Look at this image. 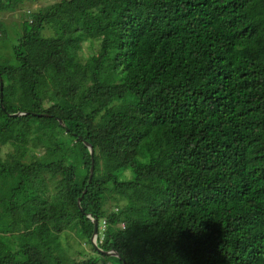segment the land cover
I'll list each match as a JSON object with an SVG mask.
<instances>
[{
    "label": "trees",
    "instance_id": "1",
    "mask_svg": "<svg viewBox=\"0 0 264 264\" xmlns=\"http://www.w3.org/2000/svg\"><path fill=\"white\" fill-rule=\"evenodd\" d=\"M12 54L0 264H264V0H62Z\"/></svg>",
    "mask_w": 264,
    "mask_h": 264
},
{
    "label": "rangeland",
    "instance_id": "2",
    "mask_svg": "<svg viewBox=\"0 0 264 264\" xmlns=\"http://www.w3.org/2000/svg\"><path fill=\"white\" fill-rule=\"evenodd\" d=\"M60 1L62 0H22L14 10L0 11V62L15 64L14 56L12 54V46L16 44L17 39L22 34V24L25 21L32 20V17L39 11ZM45 34L48 36L50 35V33ZM99 47L100 42L95 40L83 43L82 56L84 61L91 56L97 55ZM8 151H10L9 146L0 148L1 153H6ZM78 172L80 173L82 170L78 169ZM112 197L114 196L109 197L105 202L102 209L103 219L101 221H104L109 213L115 211V199H111ZM100 224L98 226V234L95 239V244L97 243V240H101L102 238L103 223ZM61 238L63 245H68V254L74 261L81 262L89 258L99 257L89 245H85L84 242L76 238L74 234L67 233L66 235V233H64L61 235ZM100 260L102 261V264H111L108 260ZM98 264H101V262ZM145 264H148V261Z\"/></svg>",
    "mask_w": 264,
    "mask_h": 264
},
{
    "label": "water",
    "instance_id": "3",
    "mask_svg": "<svg viewBox=\"0 0 264 264\" xmlns=\"http://www.w3.org/2000/svg\"><path fill=\"white\" fill-rule=\"evenodd\" d=\"M1 95H2V83H1V79H0V101H1ZM0 106L2 107L1 103H0ZM84 145L88 148L89 153H90V157H91V165H90V169H89V181H90V179L93 176V170H94V162H93V158H92L93 150L88 144L84 143ZM79 203H80V199L77 201V204H79ZM92 223H93V235L91 238V243H92L93 247L99 253L105 254L107 256H114V257L116 256L117 257V255L114 252H104L98 248L97 244H95V239H96V236L98 234V222L94 220V221H92Z\"/></svg>",
    "mask_w": 264,
    "mask_h": 264
},
{
    "label": "built area",
    "instance_id": "4",
    "mask_svg": "<svg viewBox=\"0 0 264 264\" xmlns=\"http://www.w3.org/2000/svg\"><path fill=\"white\" fill-rule=\"evenodd\" d=\"M90 218V217H89ZM92 220V219H91Z\"/></svg>",
    "mask_w": 264,
    "mask_h": 264
},
{
    "label": "clouds",
    "instance_id": "5",
    "mask_svg": "<svg viewBox=\"0 0 264 264\" xmlns=\"http://www.w3.org/2000/svg\"><path fill=\"white\" fill-rule=\"evenodd\" d=\"M90 217V216H89ZM93 221V220H92Z\"/></svg>",
    "mask_w": 264,
    "mask_h": 264
}]
</instances>
